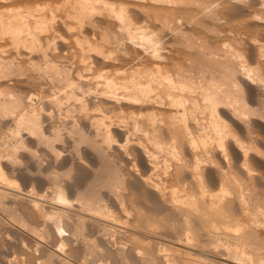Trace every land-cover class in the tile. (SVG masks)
I'll list each match as a JSON object with an SVG mask.
<instances>
[{
	"label": "rangeland",
	"instance_id": "obj_1",
	"mask_svg": "<svg viewBox=\"0 0 264 264\" xmlns=\"http://www.w3.org/2000/svg\"><path fill=\"white\" fill-rule=\"evenodd\" d=\"M22 1L0 2V7L5 6V11L11 8L13 11L10 12L14 14H26L28 9H31L35 15L50 17L51 6L47 4L49 1L38 0L36 3L39 5L38 8L30 4L31 0H27L26 3L25 0L24 3ZM183 1L181 2L184 4L180 5L183 10L175 13L176 15L155 11L154 6L152 7L149 3H132L134 5H129V9L135 16V20L137 19V23H143L149 27V34L154 35V38H161L160 53L166 58L162 64H169L165 70L169 67L168 71L172 72L171 74L181 72L180 74L185 75L187 79L193 80L198 79L197 77L207 78L212 75L219 82L222 81L223 72L235 74L233 75L235 78L233 80L236 82L234 102L238 101L237 108L234 111L232 108L220 105L216 114L224 125L223 149L218 148L217 142L215 143L216 136L208 125V114L205 112L197 114L200 124L205 126L202 131L194 128L188 121L197 146L190 147L189 144L180 142L181 144H178L175 150L179 153V157L175 158L169 156L166 149L167 144H170V137L165 125L156 126L157 129L159 128L157 135L160 134L158 139L165 144L163 150L154 147V141L151 138H144L140 129L143 125L140 124L145 123V120L143 121L145 117L139 119L143 122L135 127L140 131L134 129L133 121H128L126 127L122 126L121 116L123 119L126 115L128 117L132 106L130 105L127 110L129 103L121 101V105L120 102L113 104L108 97L102 98L106 89L103 78L98 77L101 74L106 77L113 76V70L119 65H114L113 62L110 63L111 61L105 62L92 53L86 54V51H83V55L90 54L91 58L88 57L91 60L87 61L89 65L87 62L86 64L80 62L82 56L80 46L88 48L86 41L90 44H94L95 41L98 45H102L101 36L104 34L102 32H107L88 25L91 29L93 28L92 31L87 27L88 21H85L86 25L82 27L85 31L82 29V32L81 28L75 25L77 23L75 19L74 21L67 19L64 12H60L61 10L54 12L53 26L55 31L57 29V34H49L50 37L46 33H42L44 36L41 33L38 34L40 38L43 36L44 40L45 37L49 39L54 37L53 46L55 47L52 46L47 50L50 58L48 61L47 57L48 62L43 59L41 52L37 49L32 50L33 52L23 47L15 49L10 39H7L8 37H5V41L0 40L1 59L5 58L7 61L9 57L8 60L12 61V67L6 64L7 68L5 66L3 70L0 69L3 72V74L0 72V93L4 90L2 96H5L0 95V102L9 100L6 99L8 98L7 90L14 97L13 99L11 96L13 100L10 99L12 107L8 101L11 109L7 105L8 102L5 103L4 109L8 114L0 109V174L2 173L0 178L3 177L0 180L11 184V187L15 189V192L9 191L6 196H0V264H181L182 262V264H222L228 259L227 249L233 246L231 242L235 243L230 237L224 236V232L229 231L227 228L230 229L227 234L233 233L232 237L236 239L238 233H234L233 228L242 224L241 221L237 222L238 219L249 220V216L251 218L253 216L249 212L254 213L255 208L264 212V0H206V4L205 0L202 1L203 4L200 0L196 2L197 6L193 4L194 1L193 3L189 2L190 0ZM185 1L188 5H185ZM208 3L216 5L213 4V7L219 9L217 13H215L216 9L210 13L204 11L212 8V5L207 7ZM135 5L143 6V11L137 7H130ZM186 6L192 9L189 10L191 13ZM52 7L56 8L55 5ZM203 8L205 9L202 11ZM1 9L4 10V8ZM36 10L38 12H35ZM183 11H186V14ZM213 13L218 15L217 21L211 18ZM173 16H176L178 20L176 21ZM93 18L96 24L98 21L101 25H103L102 21L105 22L102 16L95 15ZM76 38L81 40L80 42L83 40V44L77 45ZM228 50H238L241 53L244 74L239 71L237 63H229V66L228 63L223 62L221 55ZM128 51L133 54L131 48ZM120 53L122 52H115L111 57L117 56L116 58L121 59L124 54ZM171 60L179 67L171 66L173 63ZM90 65L95 67L92 66V68ZM125 69L128 70V67ZM70 82L73 84L69 85ZM15 98H18L15 102L19 100L22 102L19 104L25 103L24 106H20L23 112L24 109H34L39 130L36 131L35 128L33 131L32 127L22 122L18 126L19 118H16L19 115L18 111L12 110L14 108L12 101ZM98 106L101 108L100 111ZM117 106L125 107L122 108L124 112L120 113ZM136 107H133V111L137 112L134 110ZM158 110V112L167 113L165 117L171 113H175L174 116L181 113L177 111L178 114H176L175 110L165 108H158ZM105 128H110L109 138L101 136ZM149 130L148 136L152 137L150 133L152 129ZM204 134L207 135L203 137L206 140L202 139ZM201 140L207 141L203 147L200 144ZM195 159L200 162L198 170H195L196 167L193 164ZM223 176L224 179L227 178L225 184L221 182ZM199 187L201 191L205 190L203 192L205 194L201 197L204 201L200 200L197 203L199 201L197 196L202 193ZM222 189H225V192H222ZM237 193L244 195L243 202L237 200L239 198L237 196L241 195ZM217 195L227 196L225 198L227 202H221L224 209L227 208L225 212L223 205H219H222L221 209L225 218L220 215L216 219V216L208 211L209 202L213 200L212 196L216 199ZM58 196L65 200L59 203ZM175 197L182 198L180 201L186 200L197 204L191 205L192 207L185 204L183 207L181 203L174 205ZM35 202H38V207L34 206ZM55 204L66 206L62 210L64 214L57 213L59 207ZM83 205L90 206L92 213L91 210L89 213L88 207ZM99 209L101 212L97 211ZM243 209L249 214L248 217L245 216L246 214L243 215ZM103 211L107 215L108 222L104 219L106 215L104 218L100 217L102 213L104 214ZM55 218L56 221H54ZM223 219H230V221ZM244 220L247 221L246 219L242 221ZM223 223L228 226L226 227ZM213 224L218 230L212 228ZM250 226L253 228V225ZM258 231L259 235L253 231L249 240L243 241L249 243L248 245L253 242L252 248H259V251L254 249L253 257L259 253L264 261V230L259 228ZM184 237H188L190 243L188 242L187 245L189 251L184 250L183 253V247L179 244ZM244 243L240 245L244 246ZM160 248L165 249L163 251L165 258L162 256L163 252L158 251ZM164 259L165 261L168 259L169 262H165ZM170 260H172L171 263Z\"/></svg>",
	"mask_w": 264,
	"mask_h": 264
},
{
	"label": "bare ground",
	"instance_id": "obj_2",
	"mask_svg": "<svg viewBox=\"0 0 264 264\" xmlns=\"http://www.w3.org/2000/svg\"><path fill=\"white\" fill-rule=\"evenodd\" d=\"M9 0H0V2L2 3H8ZM12 1V0H11ZM16 1V0H14ZM18 1V0H17ZM21 2V0H19ZM24 1V0H23ZM22 1V2H23ZM27 0H25L24 2L26 3ZM41 1V0H40ZM39 1V2H40ZM49 1V2H48ZM58 1V2H57ZM47 0V4L49 6H51L50 10H49V16L48 18H44L42 16H38V15H35V13H33V10L31 9H28L27 13L26 14H20V13H11L10 11H13L11 8L7 9V11H5V6L2 5V7H0V40H4L6 39L5 37H8L7 39H10L11 43L14 45V48L15 49H18L19 47H23V48H26L28 50H39V52H41V56L43 57V59H46L47 61V57H48V51L49 48L54 45V40H53V36L49 39V34L53 35L54 33H56L55 29H54V26H53V22H55V19H54V12L57 11V10H61L60 12H64V15L66 16V18H70L74 21V19L77 21V23L75 25H77V27L83 32V28L82 27H85L86 25V22L85 21H88L87 22V27L90 28L88 25H91L93 28L95 27H98L101 31L106 30L107 32L109 31L110 33H107V32H102V40L103 43L102 45H98L97 42L94 41V44H90L89 41H86L85 43L88 45V48H84L82 46H80V50L82 51V56L80 57V62L83 63V64H86L87 61H89V59L91 58L90 57V54L87 56V55H83L84 52L86 51V54L87 53H92L94 54L95 56H98L99 58H101L102 60H104L105 62H110L114 65L118 64L119 67L115 68L113 70L114 74L113 76H110V77H106L105 75L101 74L99 75L98 77L100 78H103L102 80L104 81V88L106 89V91L104 92V97L102 98H106L108 97L107 99L108 100H112L111 102L114 104V102H120L119 104L121 105L122 102H126L129 103V107L127 108V110L130 108V105L132 106L130 109H129V115L128 117H124L123 119V116H121V120H120V123L122 124V126L126 127L128 126L127 123H129L128 121L132 122V124L134 125V129H137L138 131H140L141 129V132L144 134V138L148 137L152 139V141H154V147L161 149L163 150V147H164V143L161 142L160 139H158L159 135H157L158 133V129L156 126H161L163 127V125H165L166 127V131H167V134L169 135L170 137V144L166 147V149H168V154L169 156L171 155L172 157H179V153H177L175 150H177V145L178 144H181L180 142H185L187 144L190 145V147H195L197 146L195 144V141L193 139V136L191 134V131H190V127L188 125V121H190V123L194 126V128L196 127V129H199V130H203L205 126H202L199 122V118L197 117V114L201 113V114H204L207 113L208 114V125L210 127V129L212 130V132L215 134L216 136V140H215V143L218 144L217 147L218 148H221L223 149V134H224V125L221 124V120L220 118L216 115L217 114V109L220 105H225L229 108H232V110H236L237 106V102H234L235 101V87H236V82L233 75H230L226 72H223V78H222V81L219 82L217 79H215L214 77L211 76H208L207 78H204L203 76L202 77H197L198 79L196 80H193V79H190L183 75V74H180L177 72V70L175 72L177 73H173L171 74L170 71H168V69L170 70V68L168 67L167 70H165V67L167 68V66H169V64L167 65H163L162 63L165 61L166 58H164L160 51L162 49L161 45H162V41H161V38H154L155 36L152 35V34H149V27L144 25L143 23L140 24V23H137V19L135 20V16H133V14H131V11L129 9V5H134L132 3H149V5L151 4V6L153 7V10L155 11H163L165 12L166 14H171V15H176L175 13H177L178 11H182L181 10V3L184 2L183 0ZM182 1V2H181ZM194 1V3H193ZM200 0H190L189 2H192L194 5L196 4V2H198ZM202 1L204 2V0H201L200 2L202 3ZM23 2V3H24ZM33 6H36L37 8L39 7V5H37L36 3L38 2V0H31L30 1ZM187 1H185V5L187 4L186 3ZM1 3V4H2ZM205 4L207 3L206 0L204 2ZM216 3V2H215ZM13 4V3H12ZM17 4V3H16ZM18 4L20 5L21 3L18 2ZM28 4V2H27ZM26 4V5H27ZM184 3H182L183 5ZM191 4V3H190ZM203 4V3H202ZM214 4V3H213ZM211 4V3H208L207 4V7L209 5V7H211L212 5V8H203L202 11H209L208 13H210V11L212 12L214 9H216V12L217 13V7H213L214 5ZM225 4V3H224ZM9 5V4H8ZM22 5V4H21ZM25 5V6H26ZM46 5V4H45ZM52 5H55L56 8L53 9ZM188 5V4H187ZM1 6V5H0ZM7 6V5H6ZM11 6V5H10ZM33 6L31 8H33ZM48 6V7H49ZM197 6V4H196ZM202 6V5H201ZM216 6V5H215ZM217 6L220 7V4L217 3ZM27 7V6H26ZM44 7V5H43ZM42 7V8H43ZM130 7H137L138 9L142 10L144 9L143 6H140V5H135V6H130ZM184 7V6H183ZM204 7V6H203ZM1 8H4L1 9ZM19 8V7H18ZM45 8V7H44ZM187 8V6H186ZM192 8V7H191ZM264 8V7H263ZM20 9V8H19ZM188 11L189 10H192L190 9L189 7L187 8ZM201 9V8H200ZM9 10V11H8ZM21 10V9H20ZM26 10V9H25ZM39 11V9H37ZM35 11V12H38V11ZM47 10V9H46ZM186 10V9H185ZM15 11V10H14ZM139 11V10H138ZM201 11V12H202ZM62 12V13H63ZM134 12V11H133ZM145 12V11H144ZM179 12V14H180ZM186 11H183V13H185ZM190 12V11H189ZM195 12V11H194ZM197 12V11H196ZM41 13V11H40ZM191 13V12H190ZM205 13V12H203ZM202 13V14H203ZM186 14V13H185ZM206 14V13H205ZM96 16H102L104 19H105V22H103L102 20V24H96L95 21H93L92 19L93 16L95 17ZM183 15V14H182ZM197 15V14H196ZM212 15V14H211ZM213 15H215L214 17H212ZM211 16L212 19L216 20L217 21V17L218 15L217 14H214ZM217 15V16H216ZM64 16V17H65ZM146 16V15H145ZM167 16V15H166ZM190 16V15H189ZM188 16V17H189ZM139 17V16H138ZM170 17V16H169ZM175 17L176 19V16H173ZM192 17V16H191ZM206 17V16H205ZM181 18V17H180ZM179 18V19H180ZM220 19V18H218ZM49 20V22L47 21ZM71 20V21H72ZM95 20V19H94ZM178 20V18L176 19V21ZM213 20V21H214ZM101 23V22H100ZM106 23V25H105ZM179 23V21H178ZM189 23V22H188ZM198 23V22H197ZM55 24V23H54ZM85 24V25H84ZM146 24V23H145ZM56 25V24H55ZM66 25V24H65ZM69 25V24H68ZM97 25V26H96ZM75 27V26H74ZM93 28L91 29L93 31ZM96 28V29H98ZM102 28V29H101ZM176 28V27H175ZM68 29V27H67ZM71 29V27L69 28ZM78 29V30H79ZM83 29V30H82ZM87 29V28H86ZM77 30V31H78ZM177 30V29H175ZM79 31V32H80ZM85 31V30H84ZM176 32V31H175ZM180 32V31H179ZM39 33H46L47 36L49 37H45V40L41 37H39ZM105 33H107L105 35ZM178 33V32H177ZM40 34V35H41ZM45 34V35H46ZM79 35H83V34H80L78 33ZM108 35V36H107ZM57 36V35H56ZM59 37V35H58ZM104 37V38H103ZM78 38V36H77ZM76 38V43H78L77 45H80L82 42H80L78 39ZM42 39V40H41ZM56 39V38H55ZM75 39V38H74ZM100 39V38H99ZM5 41V40H4ZM8 41V42H10ZM44 41V43H42ZM56 41V40H55ZM1 43V41H0ZM97 43V44H96ZM100 43V42H99ZM83 44V43H82ZM81 44V45H82ZM13 45H12V48H13ZM221 46V45H220ZM55 47V46H53ZM79 47V46H78ZM22 48V49H23ZM131 48L132 50V53L130 51H128L129 49ZM25 49V50H26ZM54 49V48H53ZM79 49V48H78ZM52 50V49H51ZM50 50V51H51ZM1 51V50H0ZM13 51V50H12ZM32 51V52H33ZM55 51V50H54ZM84 51V52H83ZM215 51V50H214ZM52 52V51H51ZM49 52V53H51ZM80 52V51H79ZM115 52H122L120 54L123 55V57H121V59H118L116 57H111L113 53ZM223 52V51H222ZM1 53V52H0ZM3 53V52H2ZM14 53V52H13ZM204 53V52H203ZM4 54V53H3ZM16 54V52L14 53ZM13 54V55H14ZM91 54V55H92ZM261 54V53H260ZM53 55V54H52ZM57 55V54H56ZM15 56V55H14ZM17 56V55H16ZM36 56V55H35ZM58 56V55H57ZM56 56V58H57ZM86 56V57H85ZM125 56V57H124ZM127 56V57H126ZM263 56V54H262ZM4 57V56H3ZM2 56L0 57V69H2L3 67L7 65H11L12 61L8 60L7 58V61L5 58V60L1 59ZM147 58V59H145ZM211 58V57H210ZM220 58V57H219ZM221 58H223V62L225 64L228 63V65L230 66L231 63H237L241 73L244 72V68L241 66V60H242V56H241V53L237 51H226L224 52L223 55H221ZM48 61H50V58L48 57ZM58 59V58H57ZM212 59V58H211ZM22 60V59H21ZM91 60V59H90ZM216 60V59H215ZM221 60V59H219ZM10 61V62H8ZM25 61V59H24ZM45 61V63H47ZM56 61V59H55ZM61 61V60H60ZM79 61V60H78ZM149 61V62H147ZM169 61V60H168ZM173 61V60H171ZM26 62V61H25ZM58 62V61H57ZM167 62V61H166ZM170 62V61H169ZM222 62V61H221ZM50 63V62H49ZM51 63H52V60H51ZM50 63V65H52ZM230 63V64H229ZM16 64V63H15ZM88 64V62H87ZM91 64V63H90ZM57 65V64H56ZM55 65V67H56ZM82 65V64H81ZM89 65V64H88ZM177 66L176 63H171V66ZM224 65V64H223ZM17 66V65H16ZM49 66V65H48ZM72 66V65H71ZM78 66V65H77ZM87 66V65H86ZM95 65H90V67H92ZM170 66V67H171ZM237 66V65H236ZM12 67V65H11ZM53 67V66H52ZM60 66H58L59 68ZM63 67V65H62ZM83 67V66H82ZM125 67H128V70L125 69ZM130 67V68H129ZM179 67V66H177ZM181 67V66H180ZM225 67V65H224ZM223 67V68H224ZM7 68V66H6ZM61 68V67H60ZM64 68V67H63ZM72 68V67H71ZM77 68V67H76ZM93 68V67H92ZM91 68V69H92ZM174 68V67H173ZM219 68V66H218ZM84 69H87L84 67ZM99 69V68H98ZM3 70V69H2ZM53 70H55L53 68ZM56 70H58L56 68ZM59 70H62V69H59ZM215 70V69H214ZM224 70V69H222ZM4 71H5V68H4ZM77 71V70H75ZM82 71V70H81ZM91 71V70H90ZM229 71V70H228ZM1 72V71H0ZM55 72V71H54ZM74 72V71H73ZM84 72V71H83ZM112 72V73H113ZM3 74V72H1ZM0 73V74H1ZM57 74V72H55ZM62 73V72H61ZM71 73V71H70ZM55 74V75H56ZM76 74V73H75ZM78 74V73H77ZM76 74V75H77ZM198 74V73H197ZM244 74V73H243ZM242 74V75H243ZM54 75V77H55ZM70 75V74H69ZM3 76V75H2ZM57 76V75H56ZM82 76V75H81ZM200 76V75H198ZM207 76V75H206ZM4 77V76H3ZM53 77V76H52ZM53 77V78H54ZM64 77V76H63ZM67 77V76H66ZM69 77V76H68ZM88 77V76H87ZM175 77V78H174ZM219 77V76H218ZM5 78V77H4ZM99 78V79H100ZM0 79H1V76H0ZM6 79V78H5ZM4 79V81H5ZM51 79V78H49ZM65 79V78H64ZM67 79V78H66ZM85 79V78H84ZM83 79V81H84ZM96 79V78H95ZM219 79V78H218ZM3 80V79H2ZM86 80V79H85ZM221 80V79H219ZM72 81V80H71ZM2 82V81H1ZM88 82V80L86 81ZM4 83V82H3ZM55 83V82H54ZM69 83V82H68ZM71 84L69 85H72L73 83L70 82ZM93 83V82H92ZM83 84V83H82ZM85 84V83H84ZM88 84V83H86ZM58 85V84H57ZM78 85V84H77ZM55 86V85H54ZM94 86V85H93ZM97 86V84H96ZM2 87V86H1ZM70 87V86H69ZM81 87V86H80ZM98 87V86H97ZM8 88V87H6ZM71 88V87H70ZM88 88V87H87ZM2 89V88H1ZM89 89V88H88ZM96 89V88H95ZM56 90V89H55ZM54 90V91H55ZM60 90V88H59ZM62 91V90H61ZM85 91V90H84ZM8 94V98L6 97V99H9L8 101H10V105L12 104L11 103V100L14 99L13 95H10L12 94L9 90H7ZM10 92V93H9ZM37 92V91H36ZM73 92V91H72ZM89 92V91H88ZM94 92V91H93ZM59 93V92H58ZM75 93V92H74ZM97 93V92H95ZM101 93V92H100ZM99 93V94H100ZM4 94V90L2 93H0V95L2 96ZM34 94V93H33ZM5 95H6V92H5ZM35 95V94H34ZM69 95V94H68ZM67 95V96H68ZM107 95V96H105ZM0 96V97H1ZM13 99H11L12 97ZM66 96V95H65ZM72 96V95H71ZM87 96V95H86ZM103 96V94H102ZM2 97H5V96H2ZM18 97V96H17ZM21 97V96H20ZM33 97V96H32ZM95 97V96H94ZM72 98V97H71ZM74 98V97H73ZM79 98V97H78ZM2 99V98H1ZM5 99V98H4ZM11 99V100H10ZM18 99V98H17ZM15 98L14 102L13 103V106L14 108H12V110H14L13 112H17L18 111V117H16L19 121L18 122V126L19 124L22 122L23 124L26 123L25 125H28L29 127H32L31 130H35L36 128V131L37 129V119L34 115V109L33 110H25L24 109V112H23V108L20 109V106H24V104H19V103H22L21 101L19 102H15L17 100ZM71 100V99H70ZM76 100V98H75ZM7 101V102H8ZM79 101V99H78ZM122 101V102H121ZM3 102V101H2ZM0 102V109L1 110H4L5 111V107H6V104L7 102ZM9 104V102L7 103V105ZM61 104V103H59ZM103 104V103H102ZM107 104V103H106ZM118 104V103H117ZM28 106V105H26ZM127 106V105H126ZM134 106H137V107L134 109V110H137L136 111H133V107ZM236 106V107H235ZM3 107V108H2ZM8 107H10L8 105ZM12 107V105H11ZM10 107V109H11ZM29 107V106H28ZM37 107V106H36ZM84 107V106H83ZM242 107V106H241ZM119 109L120 113L124 112L122 110V108L124 109L125 107H116ZM156 108V109H155ZM158 108H165V109H172V110H175L176 112L180 111L181 113L178 114V112L176 114L178 115H175L172 114L170 111L171 114H169L168 116L165 117V114L167 113H161V112H158ZM234 108V109H233ZM40 109V108H39ZM73 109V108H72ZM98 109L99 111L101 110V108H99L98 106ZM22 110V111H21ZM97 110V109H96ZM103 110V108H102ZM158 110V111H157ZM75 111V110H74ZM98 111V110H97ZM174 111V112H175ZM6 114L7 111H5ZM84 112V111H83ZM115 112V111H114ZM117 112V111H116ZM126 112V111H125ZM137 114H136V113ZM239 113V112H238ZM241 113V112H240ZM1 114V113H0ZM3 114V112H2ZM12 114V113H11ZM118 114V113H117ZM15 115V114H14ZM120 115V114H118ZM68 116V115H67ZM203 116V115H202ZM118 117V116H117ZM145 117V118H143ZM159 117V118H158ZM103 118V117H102ZM101 118V119H102ZM119 118V117H118ZM117 118V119H118ZM143 118V121L145 122L144 124H140V122H143L142 120L139 121V119H142ZM86 119V118H85ZM105 119V118H103ZM102 119V120H103ZM166 119V120H165ZM201 119V118H200ZM202 121V120H200ZM16 122V121H15ZM97 123V121H96ZM118 122V124H120ZM203 123V121H202ZM104 124V123H103ZM111 124V123H110ZM115 124V123H114ZM117 124V125H118ZM120 124V125H121ZM140 124V125H143L142 127H140V129L138 128H135V127H138L137 125ZM14 125H17V124H14ZM98 125V124H97ZM96 125V126H97ZM139 125V126H140ZM24 126V125H22ZM27 126V127H28ZM107 126V125H106ZM121 126V127H122ZM146 126V127H145ZM207 126V125H206ZM99 127V126H98ZM105 127V125H104ZM16 128V127H15ZM24 128V127H23ZM151 128L152 133V137H149L148 135V130ZM190 128V129H189ZM27 129V128H26ZM25 129V130H26ZM30 129H27V130H30ZM100 129V128H98ZM97 129V130H98ZM109 129L110 128H105L103 130V135H101L102 137L104 136L105 138H109ZM124 129V128H123ZM207 129V128H206ZM209 129V128H208ZM20 130V129H19ZM33 130V131H34ZM39 130V129H38ZM112 130V129H111ZM125 130V129H124ZM101 131V130H100ZM127 131V129H126ZM150 131V130H149ZM206 131V130H205ZM20 132V131H19ZM18 132V134H19ZM15 134V132H13ZM30 133V131H29ZM96 133V132H95ZM154 133V134H153ZM31 134H34V133H31ZM141 134V133H140ZM156 134V135H155ZM41 135V134H40ZM150 135V136H151ZM17 136V135H16ZM39 136V135H38ZM42 136V135H41ZM101 136H99V138H101ZM157 136V137H156ZM207 135L204 134L202 135V139L203 137H206ZM211 136V135H210ZM20 137V136H19ZM97 137V136H96ZM167 137V136H166ZM14 138H17V137H14ZM42 138V137H41ZM104 139V138H103ZM214 139V138H213ZM96 140V139H95ZM108 140V139H107ZM160 140V141H159ZM163 140V139H162ZM203 140H206L205 138ZM203 140H201L200 144L203 146H205L206 142H204ZM94 141V140H93ZM106 141V140H105ZM151 141V143H152ZM164 142V141H163ZM199 144V145H200ZM200 145V146H201ZM197 149V148H196ZM206 149V148H205ZM157 150V149H156ZM190 150V149H189ZM194 151V150H193ZM206 151V150H205ZM222 151V150H221ZM197 152V151H196ZM178 155V156H177ZM196 156V155H195ZM194 156V158H195ZM196 160V159H195ZM244 161V160H243ZM200 162H198L197 160L195 161V163H193L196 167L195 170H198L200 168ZM177 167V166H176ZM199 167V168H198ZM198 168V169H197ZM175 170V169H174ZM191 170V169H190ZM194 170V169H192ZM168 172V171H167ZM196 172V171H194ZM198 174V173H197ZM201 174V173H200ZM2 175V173L0 174V176ZM193 175V174H192ZM4 176V175H3ZM3 178V177H1ZM0 178V179H1ZM172 178V177H171ZM221 182L222 184H225L227 183L225 179H224V176L223 178H221ZM7 181V179H5ZM195 180V179H194ZM200 180V179H199ZM233 181V180H232ZM12 183V182H11ZM238 183V182H237ZM221 184V185H222ZM200 185V184H199ZM237 185V184H236ZM242 186V185H241ZM198 187V186H197ZM225 187V186H224ZM243 187V186H242ZM251 187V186H250ZM249 187V188H250ZM200 188V187H199ZM222 188V187H221ZM238 188V187H237ZM239 188H240V185H239ZM203 189V187H202ZM235 189V188H234ZM242 189V188H241ZM198 190V189H197ZM201 191V188L199 189ZM244 190V188H243ZM247 190V189H246ZM245 190V191H246ZM15 192V189L11 187V184L9 185L8 183H6L5 181H2L0 180V196L1 197H4L7 195V192ZM222 192H225V189L221 190ZM236 191V190H234ZM239 191V189H238ZM202 193L205 192V190H202L201 191ZM229 192V191H228ZM231 192V191H230ZM229 192V193H230ZM233 192V191H232ZM240 192V191H239ZM253 192V191H252ZM200 193V192H199ZM198 193V194H199ZM202 193L199 194V196H197V199L199 197V201L197 203L200 202V200L204 201L203 198L201 199V197H204V194L202 195ZM243 193V192H242ZM14 194V193H13ZM12 194V195H13ZM17 194V193H16ZM241 194V193H240ZM237 193V195H240ZM248 194V193H247ZM10 195V194H9ZM231 195V194H230ZM242 195V194H241ZM237 196L239 197L237 200H240V202H243V200L245 199L244 198V195L242 196ZM16 196V195H15ZM59 198V203H62V200H65L63 198H60V196H58ZM215 196H212L211 199H215L213 198ZM218 197V199H217ZM227 197V196H226ZM223 195H217L216 196V199L213 201H210V208H208V211H210L213 215H215L214 217L217 219V216H222L224 215L223 213V210L221 209V206L223 205V201H225V198ZM253 197V196H252ZM7 197H5L6 199ZM176 198V197H175ZM173 198V200L175 199ZM3 199V198H2ZM171 199V198H170ZM182 199V198H180ZM180 199H177L176 198V203H175V200H174V205H176L177 203H181V205H186V206H193L197 203L194 204V202H190L193 203H189L188 201H180ZM185 199V198H184ZM183 199V200H184ZM229 199V198H228ZM18 200V199H16ZM24 200V199H23ZM85 200V199H84ZM172 200V199H171ZM195 200V199H194ZM257 200V199H256ZM31 201V200H30ZM61 201V202H60ZM34 202V201H33ZM32 202V203H33ZM65 202V201H64ZM196 202V201H195ZM206 202V201H205ZM227 201H225L226 203ZM248 202V200H247ZM250 202V201H249ZM38 203V202H37ZM37 203L35 202L34 203V206L38 207L37 206ZM67 203V202H66ZM86 203V202H85ZM204 203V202H202ZM201 203V205H202ZM207 203V204H209ZM229 203V202H228ZM236 203V202H235ZM256 203V202H255ZM260 203V202H259ZM263 203V202H262ZM41 204V202L39 203ZM38 204V205H39ZM87 204V203H86ZM190 204V205H189ZM220 204H222L221 206H219ZM241 204V203H240ZM258 204V202H257ZM261 204V203H260ZM33 205V204H32ZM56 206L59 207V210H58V214L62 215L64 214L62 212L63 209H65L66 206H62V204H55ZM64 205H67L64 203ZM89 205H92V204H89ZM185 205L183 207H185ZM199 205V206H201ZM204 205V204H203ZM228 205V204H227ZM230 205V203H229ZM233 205V203H232ZM262 205V204H261ZM260 205V206H261ZM33 206V207H34ZM55 206V207H56ZM83 206H86V205H83ZM191 206V207H192ZM205 206V205H204ZM226 206V205H225ZM247 206V205H246ZM250 206V205H249ZM259 206V204H258ZM258 206H253V207H258ZM88 207V212L91 210V213H92V209H89L90 206H86ZM95 209V205L93 206ZM205 207V208H206ZM223 209H224V205L222 206ZM252 207V208H253ZM40 208V207H39ZM182 208V206H181ZM204 208V209H205ZM248 208V206H247ZM262 208V206H261ZM38 209V208H37ZM72 209V208H71ZM180 209V208H179ZM192 209V208H191ZM195 209V208H194ZM227 209V208H225ZM225 209H224V212H225ZM250 209H251V206H250ZM250 209H248L250 211ZM57 210V209H56ZM55 210V211H56ZM100 210V211H99ZM97 210L98 212H101V209ZM188 210V209H186ZM232 210V209H231ZM253 210V209H252ZM255 212L254 213H250L249 211V214H252V218L249 216V220H247V218H243V219H246L247 221H242V220H239L238 219V223L239 221H241L242 224H237L238 226L233 228L234 229V233H238L236 234V239H233L232 235H234L232 232L231 235L227 234L230 229L227 228L228 232H224V236H227V237H230L231 240L235 241L234 242H231L233 246H230L229 249H227V256H228V259H226L224 261V263L222 264H264V261L262 259V257H260V254L256 252L254 254V257H253V252H254V249L255 248H252L251 243L250 245L247 244V242L244 243L243 240H249V237L251 236V234H253L255 231L257 232L259 230V228H263L264 230V212H260L259 209L255 208ZM51 211V210H50ZM69 211V210H68ZM194 211V210H193ZM206 211V212H208ZM222 211V212H221ZM247 211V209H246ZM65 212V211H64ZM87 212V211H86ZM104 212V211H103ZM243 212L245 216L248 217V213L245 212V209H243ZM53 213V212H52ZM90 213V212H89ZM88 213V215H89ZM94 213V212H93ZM209 213V212H208ZM230 213V212H229ZM57 214V215H58ZM96 214V213H95ZM101 214V213H100ZM193 214V213H192ZM210 214V215H212ZM242 214V213H241ZM43 215V214H42ZM45 215V214H44ZM55 215V214H54ZM83 215V214H82ZM86 215V213H85ZM99 215V214H97ZM104 214L102 213V215L100 217L104 218ZM212 215V216H213ZM226 215V214H225ZM240 215V214H238ZM47 216V215H46ZM204 216V214H203ZM232 216V214H231ZM41 217H45V216H41ZM57 217V216H56ZM61 217V216H60ZM64 217V216H63ZM87 217V216H86ZM110 216H108V219ZM206 217V216H205ZM222 217H219L220 219ZM227 217V216H226ZM230 217V216H228ZM78 218V217H77ZM82 218V217H81ZM107 218V215L104 219ZM193 218V217H192ZM207 218V217H206ZM205 218V219H206ZM225 218V217H223ZM240 219L242 217H239ZM45 219V218H44ZM49 219V218H47ZM53 219V218H52ZM59 219V218H58ZM63 219V218H62ZM83 219V218H82ZM81 219V220H82ZM51 220V219H50ZM49 220V221H50ZM107 220V219H106ZM199 220V219H198ZM225 220V219H223ZM222 220V221H223ZM228 220V219H226ZM225 220V221H226ZM231 220L234 221V219L231 218ZM237 220V219H236ZM47 221V220H46ZM48 221V222H49ZM54 221H56V218L54 219ZM79 221V220H78ZM109 220H107L106 222H108ZM204 221V220H203ZM210 221V219H209ZM221 221V222H222ZM230 221V219L228 220ZM59 222V220L57 221ZM118 222V221H117ZM206 222V221H205ZM219 222V221H217ZM236 222V221H235ZM63 223V222H62ZM103 223V222H102ZM215 223V222H214ZM230 223V222H228ZM250 223V224H249ZM58 224V223H57ZM55 224V225H57ZM108 224V223H107ZM111 224V223H110ZM114 224V223H113ZM112 224V225H113ZM224 225H226L225 223H223ZM96 225V224H95ZM115 225V224H114ZM190 225V224H189ZM206 225V224H205ZM214 225V224H213ZM222 225V223H221ZM250 225H253V228H256V229H253L252 226ZM54 226V225H53ZM103 226V225H102ZM228 226V224L226 225V227ZM55 227V226H54ZM143 227V226H142ZM217 226H212V228H215V230H218V228H216ZM219 227V226H218ZM57 228V227H56ZM115 228V227H114ZM232 228V227H231ZM252 228V229H251ZM77 229V228H76ZM226 228L224 227V230ZM58 230V229H57ZM188 230V229H187ZM208 230V229H207ZM62 231V229H61ZM189 231V230H188ZM254 231V232H253ZM262 231V229L260 230V232ZM191 232V231H190ZM218 232V231H217ZM259 232V231H258ZM257 232V233H258ZM187 233V232H186ZM223 234V233H222ZM256 234V233H255ZM263 234V233H261ZM213 235V234H212ZM259 235V233H258ZM256 235V236H258ZM187 236V234H186ZM215 236V235H214ZM261 236V235H260ZM259 236V237H260ZM264 236V235H263ZM217 237V236H216ZM229 238V239H230ZM252 238V237H251ZM190 239V238H189ZM220 239V238H219ZM228 239V240H229ZM253 239V238H252ZM213 240V238H212ZM245 240V241H246ZM170 241V240H169ZM217 241V240H216ZM244 243V246L243 245H240L242 244V242ZM180 242V240H179ZM183 242V243H182ZM182 242L181 244H179L180 246L183 247H180L183 251V253L185 252L184 250H188V237H184V239H182ZM220 242V240H219ZM218 242V243H219ZM230 242V241H229ZM241 242V243H240ZM190 243V242H189ZM214 243V242H213ZM223 243V242H222ZM216 244V243H215ZM220 244V243H219ZM224 244V243H223ZM222 244V245H223ZM264 244V243H263ZM218 245V244H217ZM228 245V244H227ZM245 245H248V246H245ZM178 246V245H177ZM191 246V245H190ZM226 246V245H225ZM171 247V246H170ZM229 247V246H228ZM174 248V247H173ZM186 248V249H185ZM217 248V247H216ZM227 248V247H226ZM157 249V248H156ZM193 249V248H192ZM215 249V248H214ZM262 249V248H261ZM165 249H158V251L160 252H163ZM217 250V249H216ZM225 250V249H224ZM256 251H259V248L255 249ZM177 251V250H176ZM175 251V252H176ZM178 251H180L178 249ZM189 251V250H188ZM159 252V253H160ZM225 252V251H224ZM168 253V252H167ZM177 253H180V252H177ZM182 253V252H181ZM165 254L164 252L162 253V256H164L163 258H165L166 256L163 255ZM188 254V252L186 253ZM185 254V256H186ZM168 255V254H167ZM176 255V254H175ZM191 255V254H189ZM252 255V256H251ZM161 256V255H160ZM171 256V255H170ZM184 256V254L182 255ZM168 257V256H167ZM254 259H253V258ZM162 258V257H161ZM173 258V257H172ZM188 258V257H187ZM193 258V257H192ZM253 260H252V259ZM261 258V259H260ZM157 259V258H156ZM169 259V258H168ZM167 259V261H164L165 262H169V260ZM173 260V259H172ZM172 260H170V263L172 262ZM263 262V263H262ZM174 263V262H173ZM178 263V262H177ZM183 263V262H182ZM181 263V264H182ZM185 263V262H184ZM172 264V263H171ZM175 264V263H174ZM179 264V263H178ZM210 264V263H209ZM212 264V263H211Z\"/></svg>",
	"mask_w": 264,
	"mask_h": 264
}]
</instances>
